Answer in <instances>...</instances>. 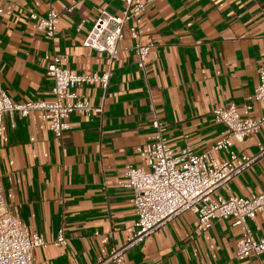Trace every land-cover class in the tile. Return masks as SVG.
<instances>
[{
    "label": "crops",
    "instance_id": "crops-1",
    "mask_svg": "<svg viewBox=\"0 0 264 264\" xmlns=\"http://www.w3.org/2000/svg\"><path fill=\"white\" fill-rule=\"evenodd\" d=\"M125 0H0V81L15 103L53 100L46 67L54 56L74 73L110 69L105 92L98 83L75 91L102 113H72L70 129L58 140L36 112L2 118L0 177L4 196L29 232L46 245L33 250L36 264H94L135 231L133 191L118 181L125 165L142 163L136 148L162 123L168 146L208 150L223 125L212 109L240 105L264 69V0H164L146 8L140 41L150 44L144 71L136 66L135 40L127 26L118 54L84 47L82 41L102 11L119 16ZM59 14L53 37L38 30L30 13ZM264 113L254 102L251 115ZM264 145V127L233 141L240 155ZM227 151L215 154L218 161ZM264 188V156L216 193L248 196ZM233 218H218L205 232L191 211L170 219L130 248L120 264H264L259 256L236 255L241 229ZM255 238L264 237V211L249 221ZM65 246L54 243L59 230ZM113 264V263H110Z\"/></svg>",
    "mask_w": 264,
    "mask_h": 264
},
{
    "label": "built area",
    "instance_id": "built-area-1",
    "mask_svg": "<svg viewBox=\"0 0 264 264\" xmlns=\"http://www.w3.org/2000/svg\"><path fill=\"white\" fill-rule=\"evenodd\" d=\"M156 1L164 0H125V8L119 16L102 11L82 45L106 52L110 60H113L118 54L117 44L123 39V30L131 21L127 29L130 37L135 40L133 50L137 57L136 66L144 71L150 44L140 41L143 32L142 17L146 8ZM29 16L35 21L38 30L53 37L59 22V14L55 10L49 9L43 15L31 12ZM60 61V57L54 56L46 67V74L53 78V100L50 102L32 100L15 103L0 81V145L1 122L5 113H15L17 117L24 118L29 113L36 112V122L41 124L47 121L48 128L58 140L70 129L68 118L72 113L86 116L102 113L101 106L91 105L75 91V87L82 83H98L105 92L109 84L110 69L101 74L74 73L62 66ZM258 71V84L242 104L231 103L212 109L213 119L224 128L221 138L202 153H196L190 146L177 152L172 151L162 133V123L157 118L152 120L154 133L136 148L141 165H125L118 181L133 191L131 202L137 215L135 231L127 237L124 244L112 248L108 255L98 258L94 264H120L130 248L186 211L196 215V228L199 232L207 231L215 219L232 217L233 225L241 229L236 242V255L259 256L264 253V237L255 238L249 226V221L257 213L264 211V188L248 196L225 197L216 193L220 187L251 168L264 156V145L253 155H240L232 149L233 141H242L264 127V113L258 117L251 115L254 102L264 106L263 67L260 66ZM221 150L227 151V156L218 161L215 154ZM54 243L58 246L67 244L62 229ZM45 245L44 236L29 232L18 209L7 204L0 177V264H36L32 252Z\"/></svg>",
    "mask_w": 264,
    "mask_h": 264
}]
</instances>
